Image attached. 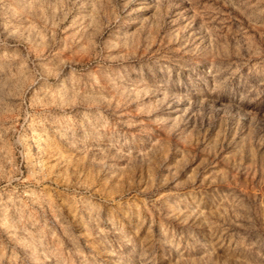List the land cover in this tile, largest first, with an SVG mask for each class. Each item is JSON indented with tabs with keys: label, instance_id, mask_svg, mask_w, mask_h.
Instances as JSON below:
<instances>
[{
	"label": "rangeland",
	"instance_id": "374dc122",
	"mask_svg": "<svg viewBox=\"0 0 264 264\" xmlns=\"http://www.w3.org/2000/svg\"><path fill=\"white\" fill-rule=\"evenodd\" d=\"M0 264H264V0H0Z\"/></svg>",
	"mask_w": 264,
	"mask_h": 264
}]
</instances>
